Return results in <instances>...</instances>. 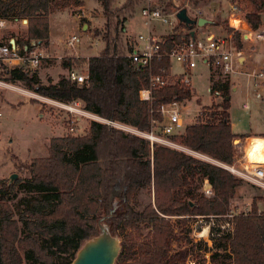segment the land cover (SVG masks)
<instances>
[{
	"label": "trees",
	"instance_id": "16d2710c",
	"mask_svg": "<svg viewBox=\"0 0 264 264\" xmlns=\"http://www.w3.org/2000/svg\"><path fill=\"white\" fill-rule=\"evenodd\" d=\"M57 1L0 0V17L28 19V28L19 37L23 47L31 46L32 40L49 44L51 5ZM76 1V6L81 5ZM97 1L104 30L96 28L93 36L102 41V48L88 58L67 56L61 63L68 70H87L82 84L66 75L44 84L38 69L13 70L10 79L57 101L80 100L89 113L149 132L152 120L161 119L160 105L191 100L192 86L170 76L167 56L154 58L150 66L131 63L127 54L132 49L124 47L122 35L128 14L140 0H126L119 7L114 6L115 0ZM159 1L165 12L170 8L188 12V5L196 9L203 4L202 0H188L187 6L178 0ZM230 1L242 6L243 18L252 29L262 26L264 0ZM192 30L193 25L179 22L165 35L160 50L168 52L176 42L188 39ZM233 39L241 49L238 31ZM159 74L167 82L151 87L150 100L140 99L139 90L149 87L151 76ZM209 90L222 101L203 108L204 121L189 123L168 139L219 164L98 120H90L84 135L52 138L48 156L21 165L29 175L23 186L40 196L28 200L19 218L10 201L0 196V264H70L81 245L100 232L99 221L111 234L121 236L115 264H264V211L257 213L259 200L264 207V196L253 198L247 214H233L231 230L209 225L210 245L203 240L193 244L186 235H178L170 221L175 217L184 226L190 216L207 219L231 213L235 190L243 181L220 165L234 162V141L248 136L231 127L230 80L214 81L210 75ZM204 179L211 186V196L202 190ZM15 183L10 179L3 192L14 189ZM140 190L152 192L153 202L137 210ZM116 199L121 209L111 211ZM141 224L150 227L144 236ZM182 240L185 246L174 249L173 242ZM195 248L199 252L194 253Z\"/></svg>",
	"mask_w": 264,
	"mask_h": 264
},
{
	"label": "rangeland",
	"instance_id": "374dc122",
	"mask_svg": "<svg viewBox=\"0 0 264 264\" xmlns=\"http://www.w3.org/2000/svg\"><path fill=\"white\" fill-rule=\"evenodd\" d=\"M125 1L115 0L114 6L119 7ZM146 1L140 0L124 22L125 29L122 41L127 50L130 48L134 49L135 47L137 50H141L148 33L165 36L171 33L175 26L179 24V20H175L176 18L173 17L171 18L172 21L168 24L157 20L147 22L141 14V8L145 5ZM76 2V0H58L51 5L50 26L53 37L50 39V43L46 45L50 46V50L55 57L49 61H44L38 67L37 72L40 81L44 84H48L50 81L57 82L61 75L67 76L68 69L63 68L61 64L63 58L67 56L88 58L98 53L103 46L102 41L93 36V31L96 28L104 30L105 20L100 3L97 0H82V7L79 9L75 5ZM177 2L185 5L188 3V0H178ZM201 2L203 4H200L196 9H192L188 5V15L192 18L194 15H198L199 17L211 20V23H205L200 27L194 24V30L197 34L201 37L208 33H213L216 36H226L238 31L240 37L243 39L242 30L234 29L230 23V21L232 22L231 19L236 18H230L229 16L233 12L237 18L243 19L244 9L242 6L232 3L230 0H202ZM151 3L161 5L159 0H152ZM172 11V8H170L167 12L171 13ZM239 22L244 23L242 20H239ZM232 23L238 22L233 20ZM26 24H22L20 21L12 22L8 29L1 32L0 38L3 36H6V38L10 36L19 38L27 30L28 23ZM225 24L231 27L232 30L227 31ZM263 27L264 17L260 28ZM249 29L252 30L250 26ZM74 34L79 38L77 45L75 48H68L66 41ZM240 43L242 44L241 50L244 52L245 62L239 66V69L250 74L260 72L264 67V42L257 40L249 42L243 39V43L241 40ZM170 66L172 74H181L182 67L177 61L172 59ZM74 69L78 72L85 70L83 67H76ZM210 75H212L214 81L226 78L230 80L229 113L232 130L241 135H245L246 133L263 134L264 82L262 80L264 78L257 79L259 84L255 83V79L247 74L233 75L232 78L226 76L221 71L219 65L215 63H211L206 67L199 62L192 70L191 86L193 95L191 100L184 102L183 108L186 124L193 122L191 117L195 115V112L192 109L203 110L205 106L222 101L221 96L210 93ZM10 77L8 76L6 81L15 88L0 86V196H5L10 201L16 218H19L22 210L27 207L28 200L40 196L38 192L28 191L23 186V182L29 175L25 170H22L21 165L30 163L34 158L48 156L51 139L54 137L68 134L84 135L88 130L90 120H98L99 116L85 110V113L74 123L72 114L49 101L51 98L38 94L25 85V83L13 81ZM244 104L247 105L248 109L244 108ZM74 124L77 130L72 132L70 128ZM110 125L121 128L125 132L139 134L138 131L127 125L124 128L116 124ZM157 135L163 137L159 133ZM252 138L239 137L234 141L236 145L241 146V151L236 149L237 156H242L245 153L243 151V142L246 144L248 153L250 145L255 140ZM168 141L170 142L169 144L158 143L189 152L204 160L213 161L208 156L190 151L171 139ZM244 160L246 161L245 157ZM14 174H16V178L11 183L16 182L15 188L3 192V187L6 183L9 184V180ZM242 180V184L236 188L232 199L231 212L234 213L249 212L253 198L260 195L264 196L263 187L250 181ZM149 202H153L152 192L140 190L134 207L140 210ZM258 208L264 211L263 202L260 200ZM120 209V202L116 199L112 204L111 211H118ZM170 221L178 235H186L193 244L199 240H203L208 242L207 244L209 245L212 244L209 239V225L220 227V224H224L227 221L230 223L229 218L225 216H215L207 219L201 218V216H190L187 218L186 225L184 226L175 217L170 218ZM102 224L105 223L99 221V230ZM182 227H184L183 231H181ZM140 228L141 236H144L150 230V227H147L145 224H141ZM220 228L226 232V230H231L232 225L230 224L228 229H226L227 227ZM118 239L121 240V236ZM184 246V240L173 242L174 249L183 248ZM197 252H199L198 248H195L194 253ZM206 256L208 257L209 254Z\"/></svg>",
	"mask_w": 264,
	"mask_h": 264
},
{
	"label": "built area",
	"instance_id": "2783aa9c",
	"mask_svg": "<svg viewBox=\"0 0 264 264\" xmlns=\"http://www.w3.org/2000/svg\"><path fill=\"white\" fill-rule=\"evenodd\" d=\"M151 1L152 0H147L145 5L141 8V14L145 17L147 22L157 20L161 23L168 24L172 21V17L176 18L175 20H177L176 13L179 10H174L171 13L165 12L162 10L160 5L152 4ZM185 6H187V4H185ZM229 16L230 18H237L233 12H231ZM19 21L22 24L28 23V19L12 20L0 17V32L8 29L12 22ZM234 29L237 30L235 27ZM238 30L241 29L238 28ZM251 32V41L257 40L264 42V27L252 29ZM78 40L79 38L77 35L74 34L70 36V38H68L66 41L67 47L75 48ZM240 40L243 43V39L241 37ZM164 42L165 37H158L157 35L148 33V35L145 37V43L142 49H136L127 55L130 58L131 63L137 67L150 66L151 61L154 58L167 56L170 61L174 59L182 67V72L181 74L175 75L173 77L178 78L182 85L191 86L192 70L199 62L205 63L207 66H209L211 63L218 64L221 71L226 76H233L237 74L250 75L255 79V83L257 84H259L257 82V78H264V70H261L255 74H250L239 69V66L241 65L242 50L236 48L232 33L226 36H216L213 33H208L203 37L194 34L193 37L190 36L188 39H182L181 41L176 42L168 52H162L160 50L161 45ZM54 57L55 55L51 52L49 45L38 43L36 40L31 41V46L26 45L23 47L19 38L16 36L0 38V86L15 88L6 81L7 77L11 76V72L13 70H21L23 72L35 70L38 69V67L41 66L44 61L50 60ZM67 77L78 84H82L88 78V71L84 70L82 72H78L75 71V69H70L68 70ZM166 82V78L161 74L151 76L149 87L139 90V98L142 100H150L151 87L163 86ZM49 101L70 112L73 116L74 123L77 122L79 117L85 113L83 103L80 100L62 102L49 99ZM183 108V101H172L170 103L160 105L158 112L161 114V119L152 120L151 130L149 132H139V134L143 135L150 142L169 144L170 142L168 141V136L180 133L187 125L185 122L186 116L183 114ZM244 108L248 109L246 104H244ZM192 111L195 112V115L191 117L193 122H202L205 120L203 110L192 109ZM98 120L108 124H116L117 126L119 125V127H125V125L111 122L101 117H98ZM70 130L72 132L77 130L75 124L71 126ZM154 132H156V134H154ZM158 133L163 137L158 136ZM236 149L241 151V146L237 145ZM243 154L242 156H236L234 162L231 164L220 165L235 176L264 188V162H259L255 165H252L247 160H244L245 153ZM214 162L218 163L216 161ZM202 190L205 195H212L211 186L207 179H204L203 181ZM261 212L263 211L258 208L257 213ZM242 213L247 214L248 212L242 211ZM233 214L237 213L231 212L224 216L230 220L233 217ZM230 224L231 221L230 223L227 221L224 224H220V227H227L226 229H228Z\"/></svg>",
	"mask_w": 264,
	"mask_h": 264
},
{
	"label": "water",
	"instance_id": "95a60500",
	"mask_svg": "<svg viewBox=\"0 0 264 264\" xmlns=\"http://www.w3.org/2000/svg\"><path fill=\"white\" fill-rule=\"evenodd\" d=\"M179 22L186 25L202 26L205 23H210L204 17H199L196 20L191 18L185 8L180 9L176 13ZM191 36H194V31H191ZM16 178V174L12 175L11 182ZM120 251V240L116 235L110 233L108 226L102 224L100 232L86 240L78 249L75 259L70 264H115L116 258Z\"/></svg>",
	"mask_w": 264,
	"mask_h": 264
},
{
	"label": "bare ground",
	"instance_id": "6f19581e",
	"mask_svg": "<svg viewBox=\"0 0 264 264\" xmlns=\"http://www.w3.org/2000/svg\"><path fill=\"white\" fill-rule=\"evenodd\" d=\"M238 19L242 20L241 18H236L235 22H238V23H235V24L231 23V21H230L231 26H233L237 29L240 28L242 30L243 39L245 41H251V37H252L251 30L249 29V27L247 26V24L245 22L240 23ZM251 145H252V147H251ZM251 145H250L249 151L247 153L246 144H245V142H243L246 160L249 163H251L252 165H255L256 163H259V162H264V137L256 138L254 140L253 144H251Z\"/></svg>",
	"mask_w": 264,
	"mask_h": 264
},
{
	"label": "crops",
	"instance_id": "0c3cea01",
	"mask_svg": "<svg viewBox=\"0 0 264 264\" xmlns=\"http://www.w3.org/2000/svg\"><path fill=\"white\" fill-rule=\"evenodd\" d=\"M82 0H80V2H81ZM77 8H79V9H81V7H82V5H78V6H76ZM187 14H188V12H187ZM50 17H51V15H50ZM50 17H49V20H50ZM233 20L234 21H236V19H232V22H233ZM243 20V22H245L246 24H247V26L249 27V24L245 21V19L243 18L242 19ZM210 21V23H211V20H209ZM179 22V21H178ZM231 22V23H232ZM50 25H51V23H50ZM200 27V26H199ZM194 32L196 33V31L194 30ZM0 34H1V32H0ZM196 35H198V36H200L199 34H197L196 33ZM160 36H163V35H160ZM160 36H158V37H160ZM4 37V36H3ZM52 32H51V26H50V39H52ZM163 37H165V36H163ZM4 38H6V37H4ZM250 42V41H249ZM134 50H136V47L134 48V49H132V51H134ZM244 52L242 51V56H241V64H243L244 62H245V57H244V54H243ZM203 65H205L206 67H208L205 63H202ZM261 70H264V67H263V69H261ZM170 73H171V75L170 76H175V75H177V74H172V72H171V69H170ZM230 77H232L233 78V76H230ZM257 79H259V78H257ZM263 82H264V80H262ZM231 127H232V123H231ZM234 132V131H233ZM236 133V132H235ZM237 134H239V133H237ZM243 134V133H242ZM245 135H249V137H246V138H248V139H250V138H252L253 140L254 139H256V138H259V137H264V133L263 134H261V135H257V134H253V133H246ZM211 162H213V163H215L214 162V160L213 161H211Z\"/></svg>",
	"mask_w": 264,
	"mask_h": 264
}]
</instances>
